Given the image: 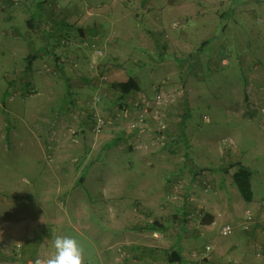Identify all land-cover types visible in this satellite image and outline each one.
<instances>
[{
	"label": "rangeland",
	"instance_id": "rangeland-1",
	"mask_svg": "<svg viewBox=\"0 0 264 264\" xmlns=\"http://www.w3.org/2000/svg\"><path fill=\"white\" fill-rule=\"evenodd\" d=\"M42 1L9 0L16 15L6 26L0 23V236L12 254L19 252V264L47 258L53 251L43 253L54 237L63 235L80 241L86 264H97L100 231L120 227L108 222L113 214L121 220L149 211L134 206L129 184L150 183L156 194L167 181L169 206L157 208L166 209L167 230L178 227L179 217L180 225L202 218L182 188L204 193L232 168L251 173L253 203L264 201V0H125L114 15L115 29L104 18L92 35L78 33L73 14L82 8L90 16L87 0H55L58 7L48 11L58 20L34 25L37 48L43 37L50 43L35 60L36 47L19 44L26 29L19 12L39 14L47 3ZM67 10L73 14L68 20L61 16ZM117 28L127 40L124 48H117ZM127 76L145 88L121 98L110 85ZM96 117L103 122L98 134ZM134 153L138 163L153 165L139 164L143 170L131 177L130 171L141 169L128 167ZM156 153L161 157L155 159ZM162 166L180 170V177L169 172L166 179ZM233 188L232 204H249ZM247 209L238 203L209 236L192 238L182 264L247 261L241 255L245 243L254 230L264 234V212ZM247 211L254 223L244 231ZM85 217L96 229L82 228ZM224 225L231 227L227 236L220 234ZM175 241L164 249L166 264H177L169 259ZM258 241L250 242L249 264L264 262L256 255L264 240ZM205 245L211 246L210 260L203 257ZM29 249L34 257L25 259L21 253Z\"/></svg>",
	"mask_w": 264,
	"mask_h": 264
},
{
	"label": "crops",
	"instance_id": "crops-1",
	"mask_svg": "<svg viewBox=\"0 0 264 264\" xmlns=\"http://www.w3.org/2000/svg\"><path fill=\"white\" fill-rule=\"evenodd\" d=\"M124 1L125 0H87L86 9L87 10L89 9L90 10L89 12L91 13L89 14L90 16H86V17H84L85 9L82 10V8H75L73 14L76 15L78 17L77 19L79 20L78 22L79 26H77L79 28L78 33L81 35L95 34L96 31L98 30V26L101 25L100 23H102L101 21L104 18H106V21L111 25L112 28H114V24H113L114 15L116 14L117 10L121 11L120 10L121 7H124L123 4ZM8 2L9 0H0V4H1L0 9L4 10L6 13L4 17L3 14H1L2 12L0 13L1 14L0 23L5 24V26L7 25V23H11L14 19V15H16L12 13L13 9L11 7L9 8L7 7ZM105 7L109 9L103 15L101 10ZM73 14H71V11L67 10L61 16H63V19L65 18L66 20H68V17L72 16ZM56 16H57L56 14L54 13L52 14L50 11L45 9L40 11L39 14L38 13L30 14V8L27 13L23 11V13L21 14L19 12V17H23V21L26 26L24 35L22 31L19 32V35L21 37L19 44L20 46H23L25 48L36 47L37 49V50L35 49L36 51L34 50V52L31 53V59L33 57H35V60L40 59V53L37 52H39V50L42 49L40 52L44 53L45 49L48 50L50 48V43L45 42L46 40H48L47 37H43L41 48H37V43H36L37 39L36 36L33 34L35 30L34 29L35 23L37 24V22L41 20H47V18H50L53 21H57L59 16L58 17ZM28 22H30V24H28ZM116 31H117V39H118L117 48L126 47V44L128 43L127 40L121 35V29L117 28ZM44 42L46 45H44ZM142 43L145 46L146 40H142ZM56 46L57 44L55 43V47ZM153 76L154 73L152 74V77ZM128 78L134 79L137 82L139 89L145 88L144 85H142L143 87L141 86L137 78L131 76H127L126 79H123L120 82H124ZM52 94L53 92L50 95ZM134 154L132 155L133 161L129 162L128 167H131L132 164H134L135 167L137 166L140 167V165H142V167H146V165L148 166L153 165V162L138 163L136 160L139 158L141 159V157L140 156L138 157L139 155L138 153H134ZM147 157L148 156L146 157L144 156L145 159ZM160 157H161L160 153L155 154V159ZM142 167H140L141 169H138L137 171H135L136 168L133 170V172L130 171L129 175H131V177L139 175L141 170H143ZM162 167L163 168L159 172H163L166 176L170 172L169 175L170 177L173 174H175V177L177 178L180 177L179 176L181 174L180 170H172L167 166L166 167L162 166ZM155 168H159V167H155ZM228 172H229L228 174L227 173L222 174V177L217 175V179L218 180L222 179V181H224L225 184L221 181V183L218 184L217 186L212 185L210 189H206L204 193L202 191H199L196 187L193 186L191 187L186 186L182 188L183 190L181 189V191L185 190L183 192L184 197H186V199L191 201L189 203L194 205L195 207L197 205V207L200 208L199 212L202 215V218L201 220L195 218L192 221H189L187 225L186 223H184V225H180V217H179V219L177 218V222L175 221V225H178V227L176 229L172 228L170 230H167L165 227L167 224L166 223L167 220H169L167 218L166 209H162L163 210L162 213L159 209H157L159 205H161V208H164L162 206L165 207L169 206L168 202L165 201V197H164L166 196V194H168L167 181H165L166 184L165 188L162 186L161 189L159 190V193L156 194L151 193L152 191L148 189L149 187H151L150 183L129 184L128 186L131 188L132 191L131 200H133L132 202L135 203L134 206L137 203H139L140 206L149 209V211L145 212L143 218L142 216L137 218L135 215H132L129 219L121 217V220H119V217L121 216L120 213L113 214V219L108 220V222L116 223L120 225V227L116 229L115 227L109 225V228L106 229V231L104 230L100 231L101 232L100 236L103 239H102V246L100 249H98L96 256L97 264H166L163 258L164 249L172 245L173 240L175 238H176L175 249L172 250L170 253L177 254L179 256V260L174 262L177 264H182L184 262V253L188 242H190L189 246L195 244L194 241L191 239L192 238L195 239L199 234L202 235L206 234V236L207 235L209 236L210 234L209 232L211 230L213 231V228L217 224L219 219H224L225 218L224 216H227L228 218L232 216L233 210L234 209L237 210L238 203H240V205L243 207L248 206L247 210L251 209L254 212L260 213L261 215L262 212H264V201L262 199L261 201L263 202H260L258 205H254L253 203L254 196L249 204H243L241 202L238 203L234 202L232 204L230 200V196L231 193H235L232 183V174L236 172V169L232 168L228 170ZM151 174L152 172L150 171V167H149L148 175ZM169 176H167L166 179H168ZM226 176H227V180H226ZM107 191L108 190H106V193ZM170 192L171 191H169V193ZM152 197H156V198L152 199ZM131 200L129 199V202L133 205ZM249 205H252V207H250ZM223 207L226 208L225 211ZM260 215H257V218L262 217ZM79 222L84 230L89 228H92V230L93 228L96 229V227H93L89 222L88 218L86 217L83 219L82 218L79 219ZM28 228H30L31 230V226ZM72 228H74V230H78L77 227L75 226H72ZM21 230L22 228L19 229L18 227L14 231V233H12V235L13 236L19 235ZM96 231L98 233L99 229H97ZM258 231L259 230H254L252 232L250 239L248 240V242L245 243L248 244L249 247L248 248L243 247V251L241 252V255L243 254L247 259V261L242 259H237L236 264H249L247 263L249 260V256H252L251 254L252 251H250L251 250L250 242H255V241L260 242L258 240H264V234L259 233ZM153 233L157 234L160 237V239H153L151 237V234L153 235ZM83 234L84 233L80 235ZM168 240L171 241L170 244L167 242ZM6 243L7 241L4 238V236H0V264H19L20 261L19 252L18 253L14 252V254H12L7 249ZM114 247H118V249L112 250ZM237 248L233 252L237 251ZM29 250L26 253L23 251L24 254L21 253V255H23L25 259L28 256L32 258L34 257L35 253L33 254V249H29ZM52 251H54L53 248L49 250L47 253H43V255L50 254ZM252 259L253 261L257 260L253 257Z\"/></svg>",
	"mask_w": 264,
	"mask_h": 264
},
{
	"label": "trees",
	"instance_id": "trees-1",
	"mask_svg": "<svg viewBox=\"0 0 264 264\" xmlns=\"http://www.w3.org/2000/svg\"><path fill=\"white\" fill-rule=\"evenodd\" d=\"M44 2L53 3L55 2V0H43L42 2H40V4ZM28 24H30V22H28ZM110 87L113 91L117 92L121 98L126 97L129 94L135 93L139 90V86L137 82L132 78H128L124 82H113L110 85ZM232 183L235 185L241 199L245 203H250L253 198V192L251 189V173L247 169L239 168L235 173L232 174ZM248 230H244V231H248ZM169 259L171 262L178 261L179 256L177 254H171Z\"/></svg>",
	"mask_w": 264,
	"mask_h": 264
},
{
	"label": "clouds",
	"instance_id": "clouds-1",
	"mask_svg": "<svg viewBox=\"0 0 264 264\" xmlns=\"http://www.w3.org/2000/svg\"><path fill=\"white\" fill-rule=\"evenodd\" d=\"M53 253L36 264H86L85 250L73 236H55L52 240Z\"/></svg>",
	"mask_w": 264,
	"mask_h": 264
},
{
	"label": "built area",
	"instance_id": "built-area-1",
	"mask_svg": "<svg viewBox=\"0 0 264 264\" xmlns=\"http://www.w3.org/2000/svg\"><path fill=\"white\" fill-rule=\"evenodd\" d=\"M53 6L58 7L56 1L53 2V3L47 2L45 4V6H44V9L45 10H50V9H52ZM96 52H97V55H101V52L100 51H96ZM100 81L102 83L104 81V77H101V80ZM127 96H129L131 98L133 95L129 94ZM97 101H99V99ZM102 127H103V122H102L101 118L96 117V119L94 121V124H93V133L98 134L101 131ZM165 127H166L165 124H161V128H159V129L163 130V129H165ZM253 223H254V220H253V216L251 215V213L248 212V211L245 212L244 213V220H243V223H242V229L248 230L249 227L253 225ZM230 231H231V227L228 226V225H224L220 229V234L222 236H227L230 233ZM211 252H212V249H211V246L210 245H205L203 247L202 254H203V257L205 259H207V260H210L211 259L210 258ZM263 254H264V245L263 246H258V250L256 252V255L257 256H261Z\"/></svg>",
	"mask_w": 264,
	"mask_h": 264
}]
</instances>
